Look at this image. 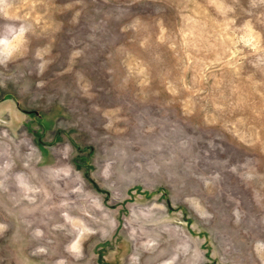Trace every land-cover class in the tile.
I'll use <instances>...</instances> for the list:
<instances>
[{
    "label": "rangeland",
    "instance_id": "1",
    "mask_svg": "<svg viewBox=\"0 0 264 264\" xmlns=\"http://www.w3.org/2000/svg\"><path fill=\"white\" fill-rule=\"evenodd\" d=\"M0 264H264V0H0Z\"/></svg>",
    "mask_w": 264,
    "mask_h": 264
}]
</instances>
